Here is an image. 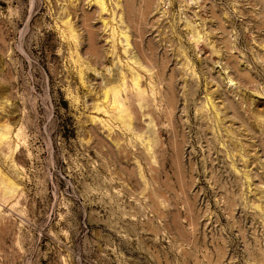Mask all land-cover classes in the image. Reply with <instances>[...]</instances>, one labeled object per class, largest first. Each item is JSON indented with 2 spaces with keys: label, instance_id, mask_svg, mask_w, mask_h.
Instances as JSON below:
<instances>
[{
  "label": "rangeland",
  "instance_id": "obj_1",
  "mask_svg": "<svg viewBox=\"0 0 264 264\" xmlns=\"http://www.w3.org/2000/svg\"><path fill=\"white\" fill-rule=\"evenodd\" d=\"M0 264H264V0H0Z\"/></svg>",
  "mask_w": 264,
  "mask_h": 264
}]
</instances>
